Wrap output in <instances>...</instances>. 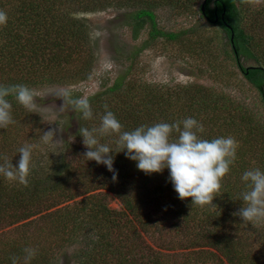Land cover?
<instances>
[{
    "label": "trees",
    "instance_id": "trees-1",
    "mask_svg": "<svg viewBox=\"0 0 264 264\" xmlns=\"http://www.w3.org/2000/svg\"><path fill=\"white\" fill-rule=\"evenodd\" d=\"M128 1L0 0V8L6 9L9 16L7 25L0 26V85L24 84L37 89L87 74L93 52L87 46L90 33L85 16L101 9L135 5L126 13L133 22L132 36L135 39L145 24L149 27V39L163 37L178 41L185 32L192 30L166 31L160 28L154 11L160 2L158 0ZM238 1L203 0L199 11L210 24L222 28L231 46L229 52L234 55L245 77L262 94L264 101V64L259 57L260 46L252 33L247 31L244 8ZM188 2L183 3L184 6ZM174 3L176 7L182 5L180 1L174 0ZM136 53L137 50L130 54L131 59ZM240 56L252 57L258 63L244 67L239 63ZM128 70L118 74L104 89L88 96L94 112L93 119L85 120L82 114L74 110L71 112L70 116L76 118L78 126L75 137H79L81 142V127H99L100 116L105 112L104 104L109 106L127 131L143 124L154 125L152 115H155L163 117L162 121L167 123L195 118L205 127V132L200 134L204 139L233 136L239 141L237 159L229 174L223 178L220 193L214 198L213 205L203 206L207 211L204 217H199L201 206L192 205V198H178L169 180V169H164L162 173L146 174L137 168L136 161L127 158L126 150L113 153V167L118 172V178L114 181L113 172L105 165L87 160L84 153L88 149L83 142V146L74 151L68 149L70 143L65 142L60 147L56 146L55 154H49L45 160L33 152L36 167L29 176L27 187L15 181L3 185L7 180L3 177L0 186V264H12V256L21 258L22 264L25 247L38 249L31 264H55L48 261L51 258L49 250L47 252L50 243L43 247L31 245L33 239L30 233L31 224L39 222V227L51 215H57L56 221L62 215L67 217L63 234L70 242L79 243L80 232L84 226L89 228V223L97 227L95 239L86 241L92 249L83 253L86 255L85 258L82 256L83 264H260L257 256H254L256 259L250 256L254 246L247 239L260 230L258 224L243 222L233 213L243 207L240 199L241 192L246 190L241 180L243 172L252 168L264 171V161L261 166L257 163L264 152L258 153L254 148L256 142L264 148L263 125L258 122L253 124L247 113L241 114L240 109L236 111L237 107L231 115L222 116V111L232 106L233 100L227 96L211 98L196 108L191 105L189 109L183 108L180 104L178 109L167 111L163 105L168 101V96L150 93L147 87L137 91L132 80L126 81ZM145 93L152 96L146 97L148 94ZM8 99L13 105L15 123L7 129L0 128V155L6 154L11 159L15 140L26 132L27 124L31 126L37 121L38 116L13 97ZM154 110L156 112L152 114ZM180 110L182 112L179 113ZM32 137L38 150L40 138L36 134ZM176 138L178 133L173 132L172 139ZM115 139V136L103 137L101 143H109L115 149ZM18 148L14 149L17 154L11 159L13 164L20 159ZM108 193L118 199V208L109 206L106 200ZM43 199L49 204L40 208ZM62 203L64 205L59 206ZM107 222L110 223L108 228L103 229ZM14 223H17L18 239L7 236V227L15 226ZM110 228L117 233L115 240L120 241L122 236L124 244H114L115 240L111 239L103 244L102 241L111 232ZM156 231H164L165 235L158 236ZM118 232L121 234L118 235ZM142 233L152 236L154 247H140L135 236Z\"/></svg>",
    "mask_w": 264,
    "mask_h": 264
},
{
    "label": "rangeland",
    "instance_id": "rangeland-1",
    "mask_svg": "<svg viewBox=\"0 0 264 264\" xmlns=\"http://www.w3.org/2000/svg\"><path fill=\"white\" fill-rule=\"evenodd\" d=\"M133 1L148 2L151 0H130V2ZM158 1L160 2L154 11L160 28L166 31H180L188 28H192V30L185 32L178 41H169L163 37L149 39V27L145 24L135 39L132 36L133 22L126 15L133 9L131 6L135 5L113 6L87 14L85 18L88 21L87 29L90 33L87 46L93 52L91 67L86 69L88 73L79 75L78 77L81 78L75 80L66 78L58 84H47L35 89L38 95L34 98L32 111L38 116L37 121L33 122L31 126L27 124L26 132L17 137L14 146H12L14 156L11 159L15 158L17 153L14 152V149L19 145L36 146L33 142V134L40 138L38 150L34 147L33 152L35 155L38 153L37 157L42 160L49 158V154L53 156L54 151L57 150L56 146L60 147L65 142L70 143L68 149L71 151L81 148L83 141L80 142L79 137H75L78 127L76 118L70 116L73 109L69 107L67 110L61 111L60 108L65 101L58 94L69 91L73 97L92 95L110 85L117 75L123 73L127 68L129 70L126 73V81L132 80L131 83L137 91L147 87L150 93L156 92L168 96V101L163 105L166 106L167 111L168 109H178L180 104L183 108L189 109L190 105L196 108L197 105H204V101L209 102L211 98L227 96L233 102L232 106L222 111V116L231 115L234 108L237 107L236 111L239 112L240 109L241 114L247 113L252 118L253 124L258 122L264 127L262 94L245 77L234 55L229 52L231 46L222 28L210 24L200 13L199 7L203 0H189L186 6L183 3L188 0H175L182 4L178 7L175 6L174 0ZM130 2L128 1V3ZM238 4L244 8L243 14H245L247 31L252 33L260 46L259 57L263 59L264 64V10L262 9L264 0H250L249 3H242L240 0ZM136 50V55L131 59L130 54ZM257 61L252 57L240 56L239 58V63L244 67L257 65ZM150 93H145L148 94L146 97L150 98L152 96ZM153 106L155 107V103ZM154 112L156 111L154 110L152 114ZM152 117L154 123L163 122V117L155 115ZM49 130H55L54 142L44 143L41 137ZM254 148L258 153L264 152L263 146L258 142ZM262 160L264 161V154L257 161L260 166ZM2 179L3 177H0V186L3 183ZM5 181L3 185L10 182ZM50 198L52 199V197ZM106 200L112 208L120 206L118 199L111 193ZM40 204L39 207L42 208L49 203L43 199ZM62 205L64 204L59 206ZM39 207L37 206L36 209ZM206 211L205 207H201L198 216L204 217ZM56 217L57 215H51L39 227H37L39 222L31 224L30 233L33 239L31 245L42 246L50 243L47 252L49 250L48 255L51 258L48 261L51 263L83 264V257L86 256L83 253L92 249L86 241L95 239L97 227L93 223H89L90 227L84 226L80 232V242H70L67 235L63 234L66 230L67 217L62 215L57 221L54 220ZM16 224L7 227V233H9L7 236L11 239L19 238ZM108 224L110 223L107 222L103 225V229L108 228ZM258 226L260 230H256V235L247 239L254 246L250 256L253 258L257 256L260 264H264V222L258 223ZM109 230L111 232L104 238L103 244L109 242L110 239L114 241L118 237L114 228ZM119 234L121 233L118 232ZM155 234L164 236L165 232L156 231ZM123 235L125 234L123 233ZM138 236L135 237L140 247L154 245V242H151L152 236L146 233ZM135 237L132 238L135 240ZM122 238L121 236V242L115 240L114 244H124L125 240ZM108 253L110 254V252Z\"/></svg>",
    "mask_w": 264,
    "mask_h": 264
},
{
    "label": "clouds",
    "instance_id": "clouds-1",
    "mask_svg": "<svg viewBox=\"0 0 264 264\" xmlns=\"http://www.w3.org/2000/svg\"><path fill=\"white\" fill-rule=\"evenodd\" d=\"M249 3L250 0H241ZM9 20L6 9L0 8V26H6ZM38 93L24 84L0 85V128L7 129L15 120L12 115L13 105L8 97H13L19 104L31 110ZM64 98L61 111L69 107L82 114L85 120L94 118V112L88 96L73 97L69 91L58 94ZM105 112L100 116L99 127H81L79 133L83 144L88 149L84 156L95 160L113 172L117 180L118 172L114 169V155L125 151L127 158L137 162V168L146 174L162 173L170 170L169 180L178 193V198H192V205H213L214 198L220 193L223 178L229 174L237 159L239 141L233 136L204 139V125L195 118L188 117L174 123L159 122L152 126L143 124L134 130H124V125L117 116L103 105ZM181 125L183 127H181ZM173 132L178 138L172 139ZM55 130L43 133L44 143L54 142ZM115 136L116 148L109 143H101V138ZM34 145L24 144L17 149L20 159L17 164L6 154L0 155V177L15 181L25 187L29 185V176L36 167L33 161ZM241 180L246 190L241 192V207L233 215H238L243 222L256 225L264 222V171L252 168L243 172ZM22 264H31L38 249L25 247ZM12 264H21V258L11 257Z\"/></svg>",
    "mask_w": 264,
    "mask_h": 264
},
{
    "label": "water",
    "instance_id": "water-1",
    "mask_svg": "<svg viewBox=\"0 0 264 264\" xmlns=\"http://www.w3.org/2000/svg\"><path fill=\"white\" fill-rule=\"evenodd\" d=\"M202 9H204V8L202 7Z\"/></svg>",
    "mask_w": 264,
    "mask_h": 264
}]
</instances>
